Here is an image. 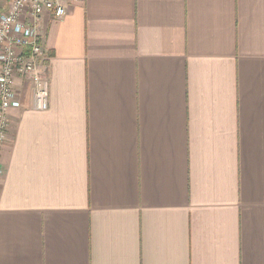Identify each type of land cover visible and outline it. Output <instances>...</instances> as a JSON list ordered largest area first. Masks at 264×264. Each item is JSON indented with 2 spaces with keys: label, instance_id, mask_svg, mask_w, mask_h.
Returning a JSON list of instances; mask_svg holds the SVG:
<instances>
[{
  "label": "crops",
  "instance_id": "0c3cea01",
  "mask_svg": "<svg viewBox=\"0 0 264 264\" xmlns=\"http://www.w3.org/2000/svg\"><path fill=\"white\" fill-rule=\"evenodd\" d=\"M40 30L49 108L17 79L0 264H264V0L68 2Z\"/></svg>",
  "mask_w": 264,
  "mask_h": 264
},
{
  "label": "built area",
  "instance_id": "2783aa9c",
  "mask_svg": "<svg viewBox=\"0 0 264 264\" xmlns=\"http://www.w3.org/2000/svg\"><path fill=\"white\" fill-rule=\"evenodd\" d=\"M76 1L83 0H11L0 13V147L12 126L10 110L21 106L17 79L31 81L33 109L49 108L48 58L40 21L47 12L62 18L67 3Z\"/></svg>",
  "mask_w": 264,
  "mask_h": 264
}]
</instances>
